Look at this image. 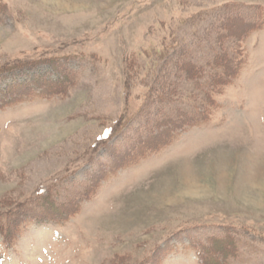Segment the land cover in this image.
I'll return each mask as SVG.
<instances>
[{
  "label": "rangeland",
  "instance_id": "1",
  "mask_svg": "<svg viewBox=\"0 0 264 264\" xmlns=\"http://www.w3.org/2000/svg\"><path fill=\"white\" fill-rule=\"evenodd\" d=\"M1 69L0 264H264V0H0Z\"/></svg>",
  "mask_w": 264,
  "mask_h": 264
},
{
  "label": "trees",
  "instance_id": "2",
  "mask_svg": "<svg viewBox=\"0 0 264 264\" xmlns=\"http://www.w3.org/2000/svg\"><path fill=\"white\" fill-rule=\"evenodd\" d=\"M240 63H241V61L236 62L235 64L232 65V67L230 69H228V66H227V68L224 67L227 64L222 65L225 72H220L219 75H214V76L210 77L211 79L209 80V84H208L209 90H208L207 96H205L206 106L212 107L214 105L213 96L215 93L218 94V92H219V89L217 87H219L221 85L224 86L225 84H227L229 82L228 79H231L230 77L235 75V73L237 72V69L239 68ZM10 70H12V69H10ZM10 70L1 69L0 74H2L4 72H8ZM53 83H56V82H53ZM57 83H58V81H57ZM17 87L18 88H16L15 85L11 86L10 84L5 85V87L3 88L2 93H1V96H3V98H4V100L0 101L1 106L9 105V104H12L16 101H21V98H22L21 95L27 96L28 94L29 95L32 94L31 92H29V88L27 86H20L17 84ZM13 92L15 95L14 98H12ZM40 95H42V94H39V96ZM6 96H9V98H6ZM16 97H18V98H16ZM197 121H198V116H192V117H189V119H186V118L181 119V117H180L179 119L176 120V122H170L169 124L171 125V123H172V126H174L176 129H178V128H181L183 125H190V124H193ZM176 129L172 130L168 126V128H165V130L159 132L158 134L157 133L152 134V138H153L152 142L145 141L144 145L136 153V156L142 157L146 151H155V150H157V148L159 146L165 145L172 138L174 131ZM171 132H173V134ZM129 158H130V160L132 159V157H129ZM52 209H50V211ZM6 232L10 235L11 232H13V231L6 229L5 232H3V234H4L3 239L4 240H7ZM203 264H205V263H203Z\"/></svg>",
  "mask_w": 264,
  "mask_h": 264
}]
</instances>
